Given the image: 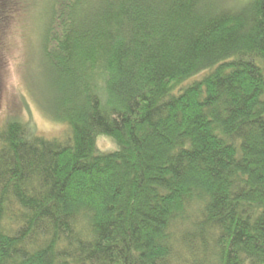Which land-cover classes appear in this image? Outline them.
I'll return each instance as SVG.
<instances>
[{"label": "trees", "instance_id": "trees-1", "mask_svg": "<svg viewBox=\"0 0 264 264\" xmlns=\"http://www.w3.org/2000/svg\"><path fill=\"white\" fill-rule=\"evenodd\" d=\"M30 22L65 129L0 126V264H264V0H49Z\"/></svg>", "mask_w": 264, "mask_h": 264}, {"label": "rangeland", "instance_id": "rangeland-1", "mask_svg": "<svg viewBox=\"0 0 264 264\" xmlns=\"http://www.w3.org/2000/svg\"><path fill=\"white\" fill-rule=\"evenodd\" d=\"M10 1L0 0V126L17 118L36 126L47 137L59 136L64 125L53 122L44 110L52 96L50 78L40 51L41 35L30 22L46 20L49 0H28L29 11ZM250 1L219 0L240 7ZM97 143L102 152L117 148L109 135H100Z\"/></svg>", "mask_w": 264, "mask_h": 264}]
</instances>
